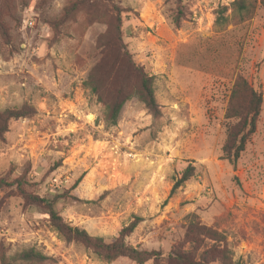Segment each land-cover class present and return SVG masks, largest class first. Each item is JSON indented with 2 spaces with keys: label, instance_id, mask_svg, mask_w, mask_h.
Wrapping results in <instances>:
<instances>
[{
  "label": "rangeland",
  "instance_id": "obj_1",
  "mask_svg": "<svg viewBox=\"0 0 264 264\" xmlns=\"http://www.w3.org/2000/svg\"><path fill=\"white\" fill-rule=\"evenodd\" d=\"M9 1L4 19L12 45L0 39V111L25 103L34 114L11 120L0 141V177L12 182L0 188V244L8 254L34 247L50 257L43 264H135L126 257L106 262L62 241L41 208L25 199L68 190L56 209L90 235L111 241L140 217L127 241L160 253L143 264H166L169 251L192 248L184 237L191 214L225 235L238 264H264L260 1L241 20L229 8L233 0H181L184 15L176 26V0H111L121 7L133 60L154 76L160 110L154 118L132 97L113 125L82 87L98 59L95 38L105 24H89L79 9L55 33L46 21L58 17L67 0H28L27 6ZM238 75L258 86L263 99L255 132L231 165L221 147L225 107ZM188 164L195 174L170 193ZM213 243L205 238L199 250Z\"/></svg>",
  "mask_w": 264,
  "mask_h": 264
},
{
  "label": "trees",
  "instance_id": "obj_2",
  "mask_svg": "<svg viewBox=\"0 0 264 264\" xmlns=\"http://www.w3.org/2000/svg\"><path fill=\"white\" fill-rule=\"evenodd\" d=\"M42 1L45 3L47 0ZM176 1L172 20L178 26L184 13L178 6L181 0ZM259 1L264 8V0ZM11 3L12 1L9 0H0V39L10 46L12 45L10 29L4 16L10 13ZM27 5L28 0H23L22 6ZM254 5L255 0H233L229 8L234 13V18L244 20L253 12ZM79 9L85 10L89 24L93 22L105 24L104 30L95 38L98 59L82 82V87L95 95L96 101L103 106L104 122L115 124L124 103L132 97H136L154 118L159 117L160 110L153 86L154 76L133 60L123 39V19L119 5L111 0H67L59 16L49 18L46 23L52 32L57 33L60 25L69 20ZM225 9L227 8L224 7ZM262 99L258 86H253L241 75L235 78L225 107V140L221 147V157L231 165H235L247 141L255 132ZM33 114L34 108L25 103L18 108H6L0 111V141L4 139L11 120L30 118ZM194 174L195 166L188 164L184 167L175 178L170 193L176 191ZM23 181L15 180L18 184H22ZM77 182L79 181L75 184ZM11 183L7 181V176L0 177V188ZM68 196L67 190L54 193L50 197L25 195V199L41 208L50 229L59 239L82 246L97 259L111 262L119 257H126L135 264H143L148 260L157 261L160 254L158 251L134 246L127 241L128 235L141 220L140 217L134 216L118 231L113 240L107 241L102 236L90 235L84 228L72 225L61 216L56 209V202ZM184 237L192 244V248L184 251L179 248L169 251L166 264H209L212 261H218L220 264H238L232 258L233 254L225 235L213 227L201 224L194 214L189 217ZM205 238L213 240L214 243L200 251L199 248ZM49 259L50 257L34 247L8 254V248L0 244V264H43Z\"/></svg>",
  "mask_w": 264,
  "mask_h": 264
}]
</instances>
